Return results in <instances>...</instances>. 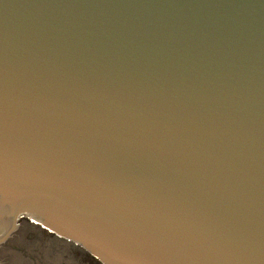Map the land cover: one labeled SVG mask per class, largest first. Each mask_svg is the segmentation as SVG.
Instances as JSON below:
<instances>
[{
    "label": "water",
    "instance_id": "water-1",
    "mask_svg": "<svg viewBox=\"0 0 264 264\" xmlns=\"http://www.w3.org/2000/svg\"><path fill=\"white\" fill-rule=\"evenodd\" d=\"M21 220L103 264H264V0H0V245Z\"/></svg>",
    "mask_w": 264,
    "mask_h": 264
},
{
    "label": "rangeland",
    "instance_id": "rangeland-1",
    "mask_svg": "<svg viewBox=\"0 0 264 264\" xmlns=\"http://www.w3.org/2000/svg\"><path fill=\"white\" fill-rule=\"evenodd\" d=\"M19 232L17 236L23 237L26 246L29 247L31 257L38 255L40 260L38 262L50 263V264H82V258L80 254L75 255V258L70 259V251H67L64 246L50 234L40 227H35L27 223H20L19 228L16 230Z\"/></svg>",
    "mask_w": 264,
    "mask_h": 264
},
{
    "label": "flooded vegetation",
    "instance_id": "flooded-vegetation-1",
    "mask_svg": "<svg viewBox=\"0 0 264 264\" xmlns=\"http://www.w3.org/2000/svg\"><path fill=\"white\" fill-rule=\"evenodd\" d=\"M20 223L30 224L32 226L37 227L33 223L21 220ZM20 226V225H19ZM46 231V230H45ZM48 232V231H47ZM49 233V232H48ZM19 234L18 231H15L2 245H0V264H50L44 262H38L40 257L36 255L35 257H31L29 247L26 246V242L23 237L17 236ZM51 237L55 238L62 244H66L64 248L67 251H70V259L75 258V255L80 254L83 263L82 264H103L98 259L94 258L90 254L86 253L82 249L76 247L75 245L63 240L54 234L49 233ZM60 264H69V263H60Z\"/></svg>",
    "mask_w": 264,
    "mask_h": 264
}]
</instances>
